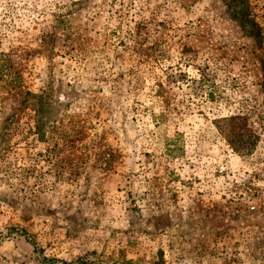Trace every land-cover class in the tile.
<instances>
[{"label": "rangeland", "instance_id": "rangeland-1", "mask_svg": "<svg viewBox=\"0 0 264 264\" xmlns=\"http://www.w3.org/2000/svg\"><path fill=\"white\" fill-rule=\"evenodd\" d=\"M0 264H264V0H0Z\"/></svg>", "mask_w": 264, "mask_h": 264}, {"label": "trees", "instance_id": "trees-1", "mask_svg": "<svg viewBox=\"0 0 264 264\" xmlns=\"http://www.w3.org/2000/svg\"><path fill=\"white\" fill-rule=\"evenodd\" d=\"M1 61L4 62V59L0 57V79H2L5 75V65L2 64Z\"/></svg>", "mask_w": 264, "mask_h": 264}]
</instances>
